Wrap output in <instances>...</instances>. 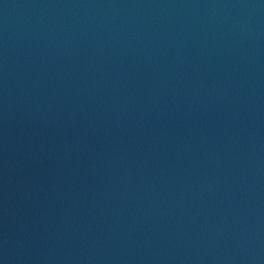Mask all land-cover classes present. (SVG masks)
I'll use <instances>...</instances> for the list:
<instances>
[{"label": "water", "instance_id": "1", "mask_svg": "<svg viewBox=\"0 0 264 264\" xmlns=\"http://www.w3.org/2000/svg\"><path fill=\"white\" fill-rule=\"evenodd\" d=\"M0 264H264V0H0Z\"/></svg>", "mask_w": 264, "mask_h": 264}]
</instances>
